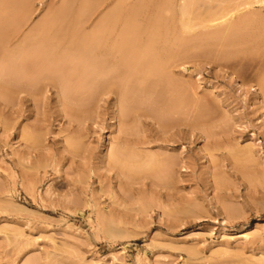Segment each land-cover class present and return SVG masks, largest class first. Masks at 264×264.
<instances>
[{
  "label": "rangeland",
  "instance_id": "rangeland-1",
  "mask_svg": "<svg viewBox=\"0 0 264 264\" xmlns=\"http://www.w3.org/2000/svg\"><path fill=\"white\" fill-rule=\"evenodd\" d=\"M116 1L0 0V264H264V2L172 0L169 70L204 96L200 122L178 130L163 103L120 87L100 103L97 84L57 93L22 59L45 33H94ZM248 12L254 51L224 45L217 32ZM121 130L140 144H117Z\"/></svg>",
  "mask_w": 264,
  "mask_h": 264
},
{
  "label": "bare ground",
  "instance_id": "bare-ground-1",
  "mask_svg": "<svg viewBox=\"0 0 264 264\" xmlns=\"http://www.w3.org/2000/svg\"><path fill=\"white\" fill-rule=\"evenodd\" d=\"M192 1H194V0H192ZM242 1L244 2V5L246 4V7L249 5L255 6L256 4H259L260 2L261 3L264 2V0H242ZM200 2H201V0H200ZM208 2H209V0H208ZM231 2H229L230 6H228V5H227V7L223 6L225 8H224L223 14L221 13L222 16H224V15L226 16V14H228L233 9V8L231 9V7H232ZM187 3H188V0H187ZM192 3H194V2H192ZM220 3H214L213 2V4H217L218 6ZM237 3L238 2H236V4ZM170 4L171 5L173 4L172 0H117L116 3L111 8V10L109 11V14H106L109 16L103 18V21L96 26L94 33L79 34L77 32V29H76V31L75 30L72 31L73 29H68V30L66 29L67 31L70 30V32H65L64 34L63 33L58 34V32L57 33H53V32L45 33L44 35H42L38 39V43L41 45L42 48L39 50L37 49V51H34V52L31 51L28 54L26 53L22 59L26 58V60H25L27 62L26 67L29 63L32 64V66L34 67L33 69L36 70L33 72L38 73V75H37L38 79L40 78V80L44 83L43 86L45 85V87L46 86L55 87L57 90V93H59V91L61 90L60 88L63 87V89H64L65 86L68 87V84H70L69 87H73V90H75V91H77V89L82 87V86H86V85L89 86L90 85L89 87H92V85L96 86V84H97L98 85V86H96L97 88L99 86L101 88L103 87L102 88L103 92L100 94V92L98 91L100 96H98V95L97 96L100 97V99L97 98L96 95H95L96 97H94V98H97L98 101L99 100L107 101L108 99L105 98L104 96L108 95L107 97H109V94H111L113 91L116 92V89L119 90V88H117V87H120L122 90L121 93L123 94V98H125V99L132 98V100H134L133 99V97H134L137 100V97L138 98L144 97V98H147V101H146L147 103H148V100L151 99V101H153L155 107H157V105H159L160 103H163V105L161 104L162 107L165 104L167 111L169 112V114H172L173 117L172 116L171 117L174 118L172 122L169 121V123H171V124L173 123L172 127H176L178 130H180L179 128H182V127L193 128L194 127L193 125H195V122H196V119H194V118L198 117L199 113H197V112L199 111V109H202L201 106L203 103L201 102V99L204 96L201 97V94L203 95L202 90L200 89L201 86L200 87L198 86V89L195 86L192 87L190 82L185 81V80L183 81L182 80L183 78L181 80L179 78L177 79L176 75L173 76L174 74L172 75L171 74L172 71L169 70L170 68H172V66H171L172 60L175 59L176 55L179 53V52L177 53L176 48L173 47L174 45H176V43L174 44V42H173L174 40L172 42H169V40H171L169 38L170 29L174 28L173 27L174 25L171 28L169 25L170 23L168 24V22H170V17L166 14V11H168V13L172 11V10L170 11V9H172L170 7L171 6ZM198 4L195 3V5H198ZM204 4H207V3H204ZM191 5H193V4H191ZM195 5H193V6H195ZM233 5H234V3H233ZM244 5L242 3L240 4V6H244ZM220 6H221V4H220ZM195 7H197V6H195ZM236 7L238 8V6H236ZM204 8L205 7H203V10H197V11H199V12L203 11L202 13H204ZM207 8H206V10H207ZM194 9H196V8H194ZM241 9H242V7H241ZM188 10H189V8H188ZM188 10L186 9L187 13H188ZM217 10H219V9H217ZM192 12H193V9H192ZM255 12H248V13L241 15L236 24L233 22V24H235L234 26L229 25L222 32L221 31L217 32V33H220L219 35L221 38H219V39H222L223 41L226 42V44H224V45H228L229 42H232L233 37H234V40L236 39V41L241 44V47L243 46L242 49H244V46L247 45V47H248V44H250L251 42L254 43L256 41V38L258 37V35H257L255 30L259 26L254 30V25L252 23L257 21L256 19L259 17L256 18L257 13L255 14ZM209 13H211V12H209ZM194 14H195V12H194ZM217 14H215V15H217ZM202 15L205 16V13ZM219 15H220V13H219ZM208 17L209 16L205 17L206 20L210 18V17L209 18ZM145 18H147V21L144 22L143 19H145ZM220 18H222V17H220ZM104 20L105 21L107 20V22H109L108 27H107V25L103 24ZM120 21H123V23L125 22L126 27H124L121 35L117 36V35L113 34V29H114L115 24L120 22ZM198 22H199V19H198ZM147 30H149V31H147ZM146 31L149 34L147 36H145L146 38H144V34L147 33ZM75 32H77V34ZM259 33L262 34L263 32L260 31ZM171 34H172V31H171ZM232 34L235 36L231 37ZM261 34H259V36H261ZM215 35H217V34H214V36ZM219 35H218V37H219ZM34 36H35V34H34ZM197 36H196V40H197ZM207 36H209V35H207ZM170 37H172V36H170ZM174 38H176V37H174ZM192 38H191V40H192ZM199 38H201V37H199ZM216 38H217V36H216ZM187 39H189V38H187ZM202 39H204V38H202ZM219 39H217V40H219ZM198 41H200V40H198ZM198 41H196V42H198ZM181 42H182V39H181ZM191 42H189V43H191ZM207 42L209 43V41H207ZM194 43H195V41H194ZM180 44H177V45H180ZM184 44H187V42L186 43L184 42ZM184 44L182 43V45H184ZM199 44H200V42H199ZM195 45H196V43H195ZM229 45H231V44H229ZM233 45H235V44H233ZM250 45L247 48V50L249 51L252 48L250 51L253 52L256 44H254V47H253V45L252 46H250ZM200 46H202V45L200 44ZM185 50H186V48H185ZM240 50H241V48H240ZM247 50H244L245 51L244 54H246ZM252 52H251V54H253ZM20 54H22V53H20ZM242 54L243 53L241 52V58H242ZM248 55H249V53H248ZM178 56H179V54H178ZM246 57H248V56H246ZM243 59H247V58H244V56H243ZM25 61H24V64L26 63ZM20 63L22 64V62H20ZM29 66L32 68L31 65H29ZM30 67L28 69H30V71H32V69ZM185 70H186V68H185ZM35 75H36V73H35ZM182 76H183V74H182ZM117 78L119 81H116ZM262 79L263 80H262V87L261 88H264V78H262ZM123 83L125 84L124 88L126 87L125 91L122 88L124 85ZM130 83H132V84H130ZM121 84H123V85L120 86ZM100 87L97 90H100ZM102 90H100V91H102ZM95 92H97V91H95ZM81 95H83V94H81ZM131 95H132V97H130ZM77 96H79V95H77ZM85 96L87 98V94ZM91 97H93V95ZM80 98H82V96ZM101 101H99V102L101 103ZM123 101H124V99H123ZM204 101H205V99H204ZM149 102H150V100H149ZM99 105L100 104L98 103L97 108ZM204 105H206V104H204ZM146 106H147V104H146ZM102 107H104L103 104H102ZM122 107L123 106H121V108ZM109 108L110 107H108L107 109H109ZM163 108H165V107H163ZM100 109H101V107H100ZM123 109L125 110V107ZM166 109H165V111H166ZM69 110L71 112H73L75 109H73L72 107H69ZM115 110H113V112L111 113V114H114L113 118L118 119L120 117L121 120L120 119H119L120 121L118 120L120 125L123 122H126V120H125L126 118H124L120 113L122 110H120V112H119V110L118 111H115ZM140 110H142V108ZM146 110H147V108L144 111L142 110V112L144 113ZM204 110H205V108H204ZM77 111L79 112V109ZM148 111L151 112V110H147V113H148ZM108 112H110V111H108ZM128 112H130V111H128ZM168 112H166V113H168ZM98 113L100 114L99 116H101V113L100 112H98ZM126 113L123 115L125 116ZM154 113H155V111H154ZM132 114H130L129 116H131ZM157 114L158 113H155V114H153V113L149 114L148 113L147 117L152 116L151 117L152 120H154V121L156 120L155 122L161 123L160 122L161 120L158 119ZM160 114H158V116ZM120 115L123 117V119ZM144 116L145 115H143V117ZM163 117H165V116L163 115ZM201 117H203V116H201ZM77 118H79V117L77 116ZM160 118H162V117H160ZM127 119H129V118H127ZM197 122H200V121L198 120ZM197 122H196V124H198ZM115 123H117V120L113 121V125ZM79 124H81V123H79ZM163 126H165V125H163ZM85 127H87V126H85ZM168 127H170V126H168ZM120 129H121V127H120ZM124 131H126V129ZM117 139L120 140V143H118ZM133 139L134 138L131 136V134L123 133V131H122V133H120L119 135L116 136L117 144L121 145V143H125V144L131 145V147L133 146L132 144H134V143L140 144V141L138 142V141H135V139L134 140ZM142 143H144V142H142ZM148 143H150V142L148 141ZM123 150H121V153ZM117 151H120V149L118 150V148H117L115 152H112L113 153L112 159L115 162L120 160V158H118L120 155V152H117ZM116 152L119 153V155ZM121 156H123V154L120 155V157ZM130 156H132L131 153H130ZM124 157H125V155H124ZM122 160L123 159H121V162H122ZM123 163L125 165V160ZM123 163H122V166H123ZM126 163L128 164V162H126ZM167 165H168V167H164V169H162V170L166 171L170 168L174 169L175 166L177 165V162L174 158H170L167 161ZM128 168H126V169H128ZM165 168H167V169L165 170ZM122 169H123V167H122ZM171 169H170V172L172 171ZM156 171H157V168H156ZM157 173H159V172H157ZM162 174H161V176H163Z\"/></svg>",
  "mask_w": 264,
  "mask_h": 264
}]
</instances>
